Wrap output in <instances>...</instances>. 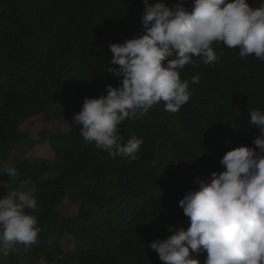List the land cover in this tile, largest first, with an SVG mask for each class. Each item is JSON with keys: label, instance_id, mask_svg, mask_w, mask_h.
<instances>
[{"label": "trees", "instance_id": "trees-1", "mask_svg": "<svg viewBox=\"0 0 264 264\" xmlns=\"http://www.w3.org/2000/svg\"><path fill=\"white\" fill-rule=\"evenodd\" d=\"M162 2L192 11L193 0ZM144 11L143 0H0V166L16 169L0 174V185L20 191L27 183L21 191L35 194L37 208L26 211L40 230L37 243L0 254V264H163L148 245L169 227L190 226L179 201L198 190L196 178L222 172L227 151L255 147L260 132L249 113H264V61L248 68L222 42L219 53L212 45L215 63L194 57L198 66L179 70L191 92L179 111L161 101L118 126L123 142L143 140L137 160L113 159L83 139L74 114L85 98L120 86L104 71L118 67L108 45L142 35ZM32 129L38 142L27 160L20 148ZM69 234L76 243L65 250ZM194 258L204 264L206 253Z\"/></svg>", "mask_w": 264, "mask_h": 264}, {"label": "clouds", "instance_id": "clouds-1", "mask_svg": "<svg viewBox=\"0 0 264 264\" xmlns=\"http://www.w3.org/2000/svg\"><path fill=\"white\" fill-rule=\"evenodd\" d=\"M143 4L142 35L108 45L109 63L118 67L104 71L119 77L120 86L108 85L106 95L85 98L72 121L86 142L130 162L138 159L143 140L132 136L123 142L118 126L143 118L161 101L164 111H179L191 97L189 81L181 79L179 70L198 66L194 57L205 65L215 63V42L217 53L222 43L236 48L248 68L264 61V0L259 7L247 0H193L191 12L183 3L171 8L162 0ZM199 82L198 75L192 76V84ZM249 115L260 132L255 147L227 151L220 160L222 172H213L208 181L196 178L198 190L179 201L190 226L169 227L166 239L148 245L163 264H200L194 258L200 253H206L204 264H264V113ZM3 173L14 176L16 169L3 165ZM36 208V199L22 191L0 198V252L5 256L15 244L37 243L38 220L26 211Z\"/></svg>", "mask_w": 264, "mask_h": 264}, {"label": "rangeland", "instance_id": "rangeland-1", "mask_svg": "<svg viewBox=\"0 0 264 264\" xmlns=\"http://www.w3.org/2000/svg\"><path fill=\"white\" fill-rule=\"evenodd\" d=\"M31 142H34L37 144L38 142V130L36 129H32L31 131V135H30V142H26L22 145V147L20 148L22 152H24L25 154L22 155V158L27 159V160H32L34 159V146ZM27 188V183L23 182L20 184V191L24 190ZM8 192V187L6 185H0V198H3ZM31 196H35V194H31ZM76 237L69 234L66 235L60 242L62 247L66 250V249H70L72 248L75 243H76ZM22 245L21 244H15L10 250H8V252H10L11 250H15L16 252H18L20 255H22ZM0 254H3L2 252H0Z\"/></svg>", "mask_w": 264, "mask_h": 264}]
</instances>
